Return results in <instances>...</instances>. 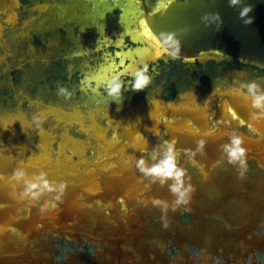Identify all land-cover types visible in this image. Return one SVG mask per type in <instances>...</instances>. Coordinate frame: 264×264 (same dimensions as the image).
Listing matches in <instances>:
<instances>
[{
    "label": "water",
    "instance_id": "water-1",
    "mask_svg": "<svg viewBox=\"0 0 264 264\" xmlns=\"http://www.w3.org/2000/svg\"><path fill=\"white\" fill-rule=\"evenodd\" d=\"M74 1L82 7L92 4ZM137 3L143 10L138 18L143 17L139 24L146 38L160 47V33H175L180 39L181 51L176 58L207 60L203 59L206 54L226 55L264 66V0H244L254 6L250 13L253 23L247 26L238 17L239 9L229 7L228 0H168L160 9L150 8L146 0ZM22 5V0H0V47L4 50L0 51V65H7V75L18 66L8 63L10 46L21 40L24 30L38 24L44 11L51 10L38 6L41 14L22 23ZM71 6L61 4L55 17L48 19L56 23V15L62 18ZM216 12L223 20L219 30L211 18L202 20L205 14ZM130 40L138 47L145 44L133 37ZM22 80L17 78L20 84ZM218 93L208 98L184 94L176 100L159 95L146 98L134 108L108 106L97 99L99 104L87 105L86 113H79L75 106L65 107L68 112H64L35 100L25 109V98L18 96L14 110L1 109L0 264H42L44 256L36 249L41 242L45 246L52 243L54 237H83L117 245L130 241L148 258L151 245L144 237L157 236L167 245L177 243L182 251L185 243L211 252L213 246L219 255L264 247V236L259 237L264 229V119L251 120L250 102L236 92L216 96ZM37 116L42 118L39 128L33 120ZM106 124L110 128L103 129ZM233 131L243 137L247 149L243 178L219 150ZM162 139L177 141L179 163L187 169L195 187L186 208L168 211L167 227L160 209L150 200L171 202L173 197L167 187L149 186L135 167L136 158ZM199 139L207 143L205 153L194 157V166L193 157L184 150H194ZM18 167L29 176L42 170L49 180L64 182L62 201L53 202L55 207L50 205L41 212L51 196L39 202L22 199V186L9 179ZM250 169H254L252 176ZM185 214H190L188 223L182 222ZM255 219L257 227L251 230ZM214 231L217 236L212 237L211 246L209 233ZM221 236L227 244L220 242Z\"/></svg>",
    "mask_w": 264,
    "mask_h": 264
},
{
    "label": "flooded vegetation",
    "instance_id": "flooded-vegetation-1",
    "mask_svg": "<svg viewBox=\"0 0 264 264\" xmlns=\"http://www.w3.org/2000/svg\"><path fill=\"white\" fill-rule=\"evenodd\" d=\"M75 3L79 7L74 18L73 13H68L62 18L59 17L60 15H56L58 19L56 23L48 19L55 17L54 13L61 9V4L73 5ZM22 4L20 9L22 23L41 14L37 9L38 6H49L51 10L44 11L38 20V24L33 28L24 30V37L22 36L20 41H16L14 46H10L8 49L7 59L10 60L8 63L18 64V66L11 74L7 75L5 71L7 65L3 67L0 65V110L3 108L7 111L14 110L18 96L25 98V109L30 108L32 101L35 100L40 103L43 102L45 106L58 107L64 112H68L65 107L75 106L80 109L79 113H86L87 110L84 109H87V105L99 104L97 99L103 100V104L108 106L114 104L123 108L125 105H129L134 108V106L143 103L146 98H156L159 95L167 100L181 99L184 94L190 97L208 98L217 91L219 93L236 92L241 83L250 81H256L264 88V66L249 59L206 54L203 59L209 58L207 60L188 61L170 57L168 60L146 61L138 55H134V60H132L129 58V54L142 47L132 44L131 36L122 37L120 35L122 32L114 33V35L107 29V26L100 25L102 22H95L93 19L95 16L91 15L94 12L91 11L92 4V8L87 5L82 7L74 0H22ZM52 6H56V8L53 9ZM121 23V20L118 21V24ZM122 39L123 46H117L116 43ZM0 51L4 50L0 47ZM16 51H20V54L17 55ZM81 51L83 55L78 56L77 53ZM144 64L148 65L149 75L152 77V83L148 88L143 91L125 90L122 93L121 103L117 104L115 101H111V97L107 96L100 81L124 71L125 68L142 67ZM105 66L108 68L107 71L103 69ZM184 76L186 78L183 80ZM18 77L23 79L22 84L17 81ZM85 77L92 78V89L94 90H81V80ZM121 79L124 81L125 89H128L131 76H121ZM58 85H62L72 92L70 99L65 100L64 97L57 94ZM155 92L157 93L155 94ZM219 93L216 96H219ZM107 98L109 100L105 101ZM109 125H103L102 128H110ZM248 173L252 176L254 169H250ZM182 222H190V214H185L182 217ZM257 224L258 221L255 219L250 229L254 230ZM207 225L211 226V223L207 222ZM201 229L204 227L202 226ZM149 230L151 233H155L152 225H150ZM214 232L209 233L211 246L213 245L212 237L217 236ZM59 239L65 240L69 246H71L70 243H73L74 245L93 247V255L96 259L93 264H165L166 260L168 262L166 264H175L177 261L174 260L171 263L166 257L168 256L167 253L164 254L161 251V253L154 255L160 248L153 246L155 243L151 238L146 240V243L151 245L150 250L154 252L150 251L149 253L151 259L141 254L140 246L132 250L125 248L123 243L117 245L105 241L101 244L97 241L91 242L83 237L73 240L65 237ZM214 241L218 242L217 240ZM224 241V237L221 236L220 242L227 244ZM128 242L133 245L130 241ZM52 245L53 242L47 246L41 242L40 247L36 249L37 252H42L43 256L46 257L42 264H86V256L83 253H69L65 260L56 262L54 257L57 252ZM172 246L182 251L179 245L173 242H170L167 248ZM216 248L219 250L220 245H217ZM212 250L214 254H218L213 246ZM123 251L124 254H122ZM132 257L134 260L131 262ZM135 257L139 259L136 260ZM189 263L190 261H188Z\"/></svg>",
    "mask_w": 264,
    "mask_h": 264
},
{
    "label": "clouds",
    "instance_id": "clouds-1",
    "mask_svg": "<svg viewBox=\"0 0 264 264\" xmlns=\"http://www.w3.org/2000/svg\"><path fill=\"white\" fill-rule=\"evenodd\" d=\"M229 7L238 8V17L244 25L253 23V17L250 13L253 11L252 4L244 3V0H228ZM211 21L215 24L216 29L219 30L223 25V20L218 12L207 13L202 17V20ZM208 26V25H206ZM160 45L171 58H176L181 51V41L175 33H160L157 35ZM130 75L129 88L125 89L124 81L121 76ZM92 78L85 77L81 80V90L88 91L92 89ZM103 85L107 96L111 97V101L117 104L121 103L123 91H143L152 83V77L149 75V68L147 64L142 67H128L124 71L112 75L110 78L100 81ZM59 96L68 100L72 96V92L66 87L58 85ZM236 95L241 97L245 102H250V107L253 111L250 113L251 120L264 119V88L256 81L241 83L236 89ZM34 122L37 127L41 126V117H34ZM206 133L205 135H209ZM194 150H184L193 157L192 163L195 166L197 161L194 157L199 153H205L206 143L205 139H199L196 142ZM147 144V140H145ZM244 139L237 132L233 131L228 134L227 143L219 146V150L226 157L227 163L237 167L240 178H243L247 172V149L243 146ZM181 150L177 148V141L175 139H162L157 145L146 151L135 160V167L141 174L142 178L148 181V185L158 184L160 187H167L169 193L173 197L171 202L159 198H152L150 203L153 207L159 208L162 213V220L164 226L167 227L166 216L169 210L175 212L180 207H187L190 204L192 194L195 192V187L190 183L191 177L188 175L186 168L179 163ZM11 181L22 186L20 196L22 199L26 198L31 202H39L46 196H51V201L45 202L41 206V212H44L51 205L55 207L53 202L62 201L65 193L66 184L64 182L51 181L47 177V173L40 171L39 173L29 176L24 168H16L13 170Z\"/></svg>",
    "mask_w": 264,
    "mask_h": 264
},
{
    "label": "bare ground",
    "instance_id": "bare-ground-1",
    "mask_svg": "<svg viewBox=\"0 0 264 264\" xmlns=\"http://www.w3.org/2000/svg\"><path fill=\"white\" fill-rule=\"evenodd\" d=\"M85 1H90L92 3L93 8L91 6V8H92L91 11H94V12L97 11L96 14H94V12H93V14H91L92 16H95V15L99 16L101 14V16L103 15L104 17H106L104 26L105 27L107 26L108 27L107 29L110 30L111 32H113V34L114 33L118 34L119 32H122L120 34V35H122V37L129 35V36L133 37V39L135 41L145 43L144 45H142V48H138L134 52H131L129 54L130 59L134 60V58H133L134 55H138L140 58H142V60H146V61H159L161 59L168 60L170 58L168 51L161 48L160 46H158L156 43L152 42L148 38H146L144 36V34L142 33L141 28H140V24H139V20L143 17H141V18H138V17H139V14L143 12V10L140 7L141 5L139 3H137V0H85ZM146 1H147V4L149 5L150 8L160 9L166 5V1H168V0H146ZM106 5L110 7L108 10V13H104L101 10L102 6H106ZM78 7H79V5L75 3L71 6V8L68 12V13H73V18L77 14L76 11H77ZM120 20L122 21L123 24L122 23L118 24V21H120ZM116 36H119V35H116ZM116 44H117V46H120V47L123 46V39L119 40ZM77 55L78 56L83 55V52L81 51V52L77 53ZM126 55H128V54H126ZM103 69H105V71L108 70V68L106 66ZM94 74H95V72H94ZM144 239H147V238L144 237ZM153 243H155V244H153V246H158L160 248L159 251H161L162 245H166L161 240H159L157 236H154V242ZM101 244H103V243H101ZM126 245H128L130 248L131 247L135 248V247H133V245H131L129 243H127ZM119 249H120V247H119ZM122 254H124V251ZM44 258H46V257H44ZM162 261H164V260H162Z\"/></svg>",
    "mask_w": 264,
    "mask_h": 264
},
{
    "label": "rangeland",
    "instance_id": "rangeland-1",
    "mask_svg": "<svg viewBox=\"0 0 264 264\" xmlns=\"http://www.w3.org/2000/svg\"><path fill=\"white\" fill-rule=\"evenodd\" d=\"M109 8L110 7L106 5V6H102L101 10L104 13H108ZM96 16L97 15L93 17L94 21L102 22V24L100 25L105 27L104 23L106 17H104L103 15L102 17H100V15L97 17ZM260 236H264V229L262 230L259 237ZM59 238L60 237H54L52 240L53 242L52 246L54 247V249H56L57 252L56 256L54 257L56 262L65 260L69 253H73V254L83 253V255L86 256V264H93V262L96 261L93 255L94 252L93 247H89L86 245H74L73 243H70L71 246H69V244L65 240ZM124 247L127 249H132V250L134 249L132 247L130 248L126 244H124ZM166 248H167V244L162 245L161 252L163 251L164 253H167L168 255L167 257L169 258L171 263H173L174 260H177L175 264H188V261H190L189 264H264V247L258 248L256 246H252L247 251L237 254H230V255L214 254L211 251L189 244H185L184 247L185 251L183 252L174 246L167 248V250ZM135 259L138 260L139 258L135 257ZM133 260L134 258L132 257L130 261L132 262Z\"/></svg>",
    "mask_w": 264,
    "mask_h": 264
}]
</instances>
